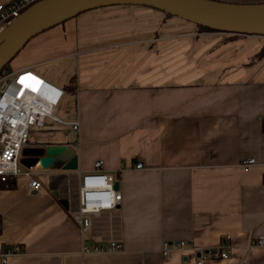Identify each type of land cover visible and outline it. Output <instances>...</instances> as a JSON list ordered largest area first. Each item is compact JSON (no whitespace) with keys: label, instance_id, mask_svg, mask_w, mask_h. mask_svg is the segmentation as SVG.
Returning a JSON list of instances; mask_svg holds the SVG:
<instances>
[{"label":"crops","instance_id":"1","mask_svg":"<svg viewBox=\"0 0 264 264\" xmlns=\"http://www.w3.org/2000/svg\"><path fill=\"white\" fill-rule=\"evenodd\" d=\"M91 18L102 24L77 16L34 37L10 66L65 89L57 115L78 119L79 131L49 119L28 146L71 144L79 168H27L38 190L24 176L12 189L0 184V264L14 245L22 253L8 264H185L217 248L228 259L206 264H264V37L179 32L135 7ZM195 49L197 67L189 62ZM99 160L120 182L123 202L82 232L78 172ZM112 240L123 249L83 251L86 242ZM175 241L188 246L164 255Z\"/></svg>","mask_w":264,"mask_h":264},{"label":"built area","instance_id":"2","mask_svg":"<svg viewBox=\"0 0 264 264\" xmlns=\"http://www.w3.org/2000/svg\"><path fill=\"white\" fill-rule=\"evenodd\" d=\"M39 1L41 0H0V33ZM64 95L65 89L48 82L35 71H14L9 65L0 71V184L9 181L16 183L17 179L24 176L28 179L30 188L38 190L41 187L40 180L31 169L22 172L20 158L23 149L32 144V129L43 127L49 119L55 124H67L79 131L78 119L64 121L57 115ZM255 163L256 159L250 158L243 161L242 166L249 171ZM136 167L143 168V163L138 162ZM78 173L81 176L80 206L74 217L80 224L81 231L87 232L92 228L97 214L122 205L123 194L115 187L117 178L103 171L101 160L95 163L94 171ZM263 243L264 240H261L260 244ZM83 246L84 252L95 253L123 249V245L115 240L98 246L86 242ZM187 246L186 241L165 242L163 254L168 255L170 250L182 251ZM20 253V246H12L1 254L2 263L8 264L11 256ZM229 256V251L221 248L201 250L194 263L185 264H206L214 259H228Z\"/></svg>","mask_w":264,"mask_h":264},{"label":"water","instance_id":"3","mask_svg":"<svg viewBox=\"0 0 264 264\" xmlns=\"http://www.w3.org/2000/svg\"><path fill=\"white\" fill-rule=\"evenodd\" d=\"M137 5L166 12L196 25L231 35L264 37V3L241 4L217 0H41L32 5L0 33V71L19 55L27 44L48 29L74 19L82 13L106 6ZM21 164L27 168H79L76 149L71 144L40 143L26 146ZM120 189V182L115 183ZM66 208L68 200H61Z\"/></svg>","mask_w":264,"mask_h":264},{"label":"rangeland","instance_id":"4","mask_svg":"<svg viewBox=\"0 0 264 264\" xmlns=\"http://www.w3.org/2000/svg\"><path fill=\"white\" fill-rule=\"evenodd\" d=\"M136 6L137 5H133V6H130V5L106 6L104 8L93 9V10H90L88 12L82 13V14L79 15V19L80 20H85L87 18V20L85 22H87L88 20H93L96 25H99V24H102V22L99 23L98 21L94 20L91 17L95 16L98 12L104 11V9L111 10V9H119L120 7H131L132 9H133V7H135V8H138L140 10H143V11H148V9H150V8L143 7V6H140V7H136ZM162 16L166 17V15L163 12L162 13L157 12V19L161 18ZM167 19L168 20H172L171 22H173L172 24H171V22L170 23L168 22V24L170 26L168 28H170V29H175L176 31L178 30L179 32H184V33L188 32V31H192V30H200L198 25H196V24H194L192 22L190 23L188 21H185L184 19H181L179 17H177V18L173 17V18H167ZM157 23H158V25H160L159 21H157ZM157 23H156V25H157ZM195 52H196V49L191 52V54H192L191 56L189 55V58H190L189 62L191 64H196V67H197V61L198 60H197V55L195 54ZM186 59H187V57H185L184 60H186ZM179 61H182V60H179ZM12 64H13V61L9 64V66H12ZM199 64H201V62ZM203 64L204 63H202L201 65L204 66ZM198 67H199V65H198ZM46 69H48V67L47 68L46 67L39 68V70H41V71H45ZM201 70L202 69H200V68H196V69H194V72H200ZM63 104L64 103L62 102L61 106H63ZM58 116L63 117L61 111L58 112ZM33 130L36 131V130H38V128H33ZM20 168H21L22 172L28 170L27 167H25L22 164L20 165ZM73 203H74L75 206H79L80 205L79 194L76 193V192L74 193V196H73Z\"/></svg>","mask_w":264,"mask_h":264},{"label":"trees","instance_id":"5","mask_svg":"<svg viewBox=\"0 0 264 264\" xmlns=\"http://www.w3.org/2000/svg\"><path fill=\"white\" fill-rule=\"evenodd\" d=\"M148 8H150V7H148ZM150 9L152 11L156 12V14H157V12H159V13H162L163 12V11L161 12V11H158V10L153 9V8H150ZM163 13L166 15L167 18H173L174 17L172 15L167 14L166 12H163ZM174 18H177V17H174ZM198 27H199L200 31H202V32H206V31H216V30H213L211 28L203 27V26H200V25H198ZM235 36H238V35L237 34L236 35H230V36H228V38H235ZM259 57H264V47L260 51ZM15 185H16V183H14L12 181H9L7 183H1V187L3 189H6V190H9V189L14 188ZM1 225H2V219H0V231H1Z\"/></svg>","mask_w":264,"mask_h":264},{"label":"snow or ice","instance_id":"6","mask_svg":"<svg viewBox=\"0 0 264 264\" xmlns=\"http://www.w3.org/2000/svg\"><path fill=\"white\" fill-rule=\"evenodd\" d=\"M33 90H35V89H33Z\"/></svg>","mask_w":264,"mask_h":264}]
</instances>
